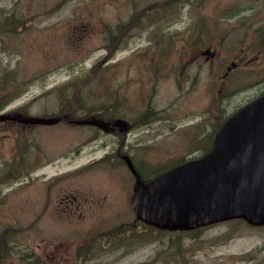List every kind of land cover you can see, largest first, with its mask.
Wrapping results in <instances>:
<instances>
[{
    "label": "rangeland",
    "instance_id": "1",
    "mask_svg": "<svg viewBox=\"0 0 264 264\" xmlns=\"http://www.w3.org/2000/svg\"><path fill=\"white\" fill-rule=\"evenodd\" d=\"M236 1L250 10L221 18L235 8ZM155 3L162 6L143 16L139 13L141 8ZM254 9L258 12L248 14ZM1 12L9 14L10 21L0 24V39L7 50L11 47L12 53L0 49V79L5 81L7 68H12L17 81L29 79L23 86L25 91L10 105L33 98L25 113L48 116L65 100L55 90L62 82H67L66 94L82 89L81 99L86 107L91 106V111L92 107L111 104L113 98L114 116L131 120L128 141L138 140L137 146H129L132 150L126 152L140 175L147 179L182 157H197L202 152L185 148L198 144L195 131L199 125L188 121L203 118L200 109L212 102L214 122L217 119L215 99L212 101L213 78L205 80L202 75V79L194 80L195 63H188L183 73L179 69L180 61L185 63L192 53L191 48L202 46L211 51V35L216 50L213 58L217 62L231 56L249 60L264 50L258 32L260 25L264 30V0H0ZM151 19L160 21L158 28L144 25L143 20ZM170 20L176 21L171 27L177 31L175 35L182 34L178 30L185 22L195 25L197 35L188 41L183 37H164L163 30ZM12 21L14 25L8 28ZM161 22L167 25L162 27ZM104 23H110L111 32L122 24L119 42L114 39L111 65L97 59L104 51ZM209 27H214L212 33ZM16 30L20 31L18 35ZM183 46L189 50L187 55L183 54ZM161 58L167 60V72L154 69ZM257 61L230 72L235 95L230 94L224 104L233 106L243 96L256 93L252 85L264 79V67ZM201 66L207 72L212 64L206 61ZM69 74L79 75L81 80L65 81ZM86 107L79 110V116L91 114ZM155 116H174L172 126L167 128L161 122L145 125ZM214 122H209L208 127ZM9 129H0V229L11 224L22 227V231L13 237L15 248L19 249L8 254L2 264H23L22 250L32 249L40 258L39 247L79 236L72 225L76 218L60 215L42 221L35 217L39 211L48 210L45 202L54 199L57 185L74 177L78 184L92 186L96 194L105 195L109 207L118 205V213L112 217L85 219L79 224V228L87 230H107L118 224L120 247L114 253L113 264H248L264 254V226L252 227L239 220L209 225L193 233L176 231L180 235L159 233L144 226L142 240L122 245V231L127 230L125 226H132L129 221L135 217L129 204L134 180L126 160L116 157L115 152L116 163L98 162L89 168L71 169L77 162L67 158L70 162L64 165L63 158L77 137L87 138L91 133L105 137L106 131L102 133L92 124L65 120L37 123L28 127L32 139L27 143L20 138L18 127L16 134L13 125ZM189 134L194 136L189 138ZM121 138V133H115L116 148ZM7 173L11 175L5 178ZM57 173V181H53ZM20 205L28 212L19 214L24 211ZM90 224L92 228L88 229ZM225 232L227 239L219 237Z\"/></svg>",
    "mask_w": 264,
    "mask_h": 264
},
{
    "label": "water",
    "instance_id": "2",
    "mask_svg": "<svg viewBox=\"0 0 264 264\" xmlns=\"http://www.w3.org/2000/svg\"><path fill=\"white\" fill-rule=\"evenodd\" d=\"M228 117L206 153L152 179L142 180L129 157L123 155L136 180L131 206L139 220L168 230H190L233 218L264 224V95ZM59 118L0 114V120L24 123H50ZM75 121L102 127L116 124L124 132L128 128L124 119Z\"/></svg>",
    "mask_w": 264,
    "mask_h": 264
},
{
    "label": "bare ground",
    "instance_id": "3",
    "mask_svg": "<svg viewBox=\"0 0 264 264\" xmlns=\"http://www.w3.org/2000/svg\"><path fill=\"white\" fill-rule=\"evenodd\" d=\"M250 8V7H249ZM9 14L6 15L5 13L0 14V24H7L10 21ZM18 21V19H17ZM14 25V21H12V25L9 26L8 28H12ZM30 27V26H29ZM103 30L105 35V43L102 46L104 51L103 53L97 57V59H100L108 64H112L111 62V56L113 53V32H111V26L110 23H104L103 25ZM19 30H16L15 35H18ZM110 32H111V37H110ZM112 38V39H111ZM0 49L6 52H11V47L7 50L4 47V44H2V41L0 39ZM238 57V56H237ZM96 58H94L95 60ZM262 59V58H261ZM248 62V61H247ZM249 66V65H248ZM247 66V67H248ZM3 71V70H2ZM6 74V79L5 81H2L0 79V88L4 87L14 93H18L13 99L10 101L2 102L0 101V114L1 113H8V114H13L16 115L17 112L26 115V116H32L28 115L25 113V110H27V105L33 101V98L28 99L27 101L18 103L16 105H10L16 98L20 96L21 93L25 91V88L23 87L25 83L29 81V79L26 80H19L17 81L14 78V74L12 72V68H7L4 70ZM1 77V74H0ZM69 79L79 82L81 80V76L79 75H68L67 80ZM67 82H62V86L59 87V85L55 88L58 97H65V100L61 101L60 105L56 108L55 112H50L48 116H34V117H44V118H50V117H60L57 121L59 120H65L70 123H76V124H92L95 125L97 128H99L102 133L104 130L106 131L107 136H98L96 133H91L90 136L87 138H82V137H77L72 143H71V149L69 152H66L64 154V159L66 160L67 163L68 161L67 158H74V161L77 162L74 166H71V169H75L78 167H92L94 164L101 162V163H110V162H115L116 157H120L122 159V153L120 152V148H122V138L120 142L117 144V148L115 145V133L117 131L122 134V130L120 126L116 124L109 125L107 127H102L99 124L96 123H79L76 122L75 120H82V119H87V118H93L97 121L100 122H111V121H116L119 122L122 120V117H116L114 116V110L115 108L113 107L114 105V99L112 98L111 104H101L97 107H92L94 111L90 110V107H86V104L82 101L81 99V91L80 92H72L70 94H66L65 92V85ZM264 91V90H263ZM3 97V94L0 95V98ZM154 101V100H153ZM106 105V106H105ZM87 108L86 110L89 111L91 114H86L84 116H79L78 112L82 108ZM114 108V110H113ZM148 110V109H147ZM146 110V111H147ZM77 113V114H76ZM161 116H159L160 118ZM180 117V116H179ZM55 122H50L46 124H54ZM162 122V121H161ZM0 124L2 125L0 129L4 130H11L9 129L10 126L13 125L15 128L14 133L16 134V127L19 129V136L22 138L25 142L30 143V139H32L30 133L28 132V127L32 124H37V123H24L20 122L18 120L14 119H2L0 120ZM168 124V123H167ZM163 127V126H162ZM175 127V126H174ZM13 131V130H12ZM112 131V132H110ZM109 132V133H108ZM115 132V133H114ZM157 132V131H156ZM155 134V133H154ZM157 136V135H156ZM99 139V140H98ZM98 141V142H97ZM114 147L110 148L111 145ZM115 152H116V157H115ZM99 153V154H97ZM116 163V162H115ZM11 175L10 173H7L5 176L8 177ZM58 176H53L52 180L57 181ZM74 178H69L68 180L63 179L60 185H57V191L60 186H76L79 181H77ZM50 183V182H49ZM83 185V184H81ZM88 188L96 194L95 191H93L92 186L87 185ZM49 191L47 190V194ZM61 193L56 192L54 195L53 200H49L45 202V206L48 208V210L41 212L39 211L38 213L35 214L36 218L41 219L42 221H47L48 219H55L61 214V212H54L50 211L51 205L55 202V200L60 196ZM98 196L102 197L105 195H99ZM17 198H15L16 200ZM21 206V205H20ZM24 211L22 213H19L23 215L24 213H27L28 210L24 207ZM109 208L111 211L106 210L105 208ZM57 210H61V207L56 208ZM84 208H81L77 206L74 203H71L68 207L66 212L72 215L79 214L83 211ZM86 211H95V208L93 206H87L85 207ZM99 211H101L96 217L94 218H76V220L73 222V229L75 230L76 233L79 234L77 238H74L71 241L68 242H61V241H56L54 243H67L71 244L73 247L76 248L73 260L69 258L67 261H63L61 264H113V256L115 252L119 251L120 247V241H119V229H118V224L110 227L107 230H100V229H93V230H87V229H82L79 228V224L85 220V219H95V218H109L112 217L115 213H118V205L117 207H109L108 205L104 206L103 208H98ZM70 217V216H69ZM48 218V219H47ZM119 223V222H118ZM35 225V224H34ZM5 225L0 229V231L4 230ZM17 226H14L10 229H15ZM92 228V224L88 225V229ZM22 231V227H19V230H6V235L3 237L7 242L4 243L3 245L0 246V264L3 263L6 257H8V254H10L13 250H18L19 248H15V239L13 237L17 236L19 232ZM32 248V247H31ZM91 249V254L92 256H87V253ZM60 252V251H59ZM57 254L52 252L51 256H46L45 255V262L44 258L40 256V258H37L36 254L32 249L28 250H22L21 251V256L20 258L21 262L23 264H55V261L58 259L66 260L67 256L64 253H59ZM39 254H42L41 247H39ZM120 254V253H119Z\"/></svg>",
    "mask_w": 264,
    "mask_h": 264
},
{
    "label": "flooded vegetation",
    "instance_id": "4",
    "mask_svg": "<svg viewBox=\"0 0 264 264\" xmlns=\"http://www.w3.org/2000/svg\"><path fill=\"white\" fill-rule=\"evenodd\" d=\"M248 10H250V8L244 9L242 5L236 1L235 8H230L224 13V15H221L220 17L224 18L228 16H233L236 14L243 15ZM255 12H258V10L254 9L251 13H248V14H252ZM159 22L160 21L158 19L143 20L144 25L152 26L155 29L158 28ZM175 22L176 21H173V20L169 21L168 27L164 30L166 32L164 33L165 36L171 37L173 39L175 37L176 38L183 37L187 39L188 41L189 37L191 39L197 35L196 34L197 29L195 28V25H192V23L188 24L186 22L182 24V28L178 30L182 34L175 35L174 33L177 31L171 28L174 26V24H176ZM161 23H163L162 26L167 25V23H164V22H161ZM212 29H214V27L213 28L210 27L209 32H211ZM258 32H259L260 42L264 43V32H262L261 30V25H260V28L258 29ZM211 38L212 36L210 35V43H212V46H213L211 47V51L208 48L207 49L202 48V46H199L197 48H194V47L191 48L193 50L192 53L188 55L185 63L180 61L181 67L179 69L181 73H183L188 63L189 64L190 62L195 63L197 64V66L194 68V72L192 75L194 80L202 79V75H203V79L205 80L213 78V82H214L213 93L214 94H212V101L213 99H215L217 128H218L222 124V122L228 118V114L230 112L232 113L233 111L238 109L243 103L252 99V97H254L255 95L264 93L263 91L264 90V79H263V81H260L258 84L252 85V88H254L252 91H255L256 93L251 92L243 96L240 102H238L237 104H234L233 106L229 104L228 105L224 104V101H228V99H230V97H228L230 94L235 95L234 89L236 87L235 85L231 84V81L229 79L230 72H232L233 70H238V67L241 65V63L249 64L250 62H253L254 60L256 61L257 59H258L257 61L258 65L264 67V50L261 49V51H258L254 55L255 56L254 58H251L252 56H250L249 60L245 58L243 60L234 59L231 57L230 59L223 58L217 62L213 58L214 55H216V50H215L214 42L211 41ZM182 51L184 55L185 54L187 55L189 50L187 47L183 46ZM162 53L163 52H157V54H162ZM206 61H210L212 66L208 68L207 72H203V70L205 69H202L201 65L205 63ZM167 65H168L167 60L165 61L163 58H161L160 60L157 61L156 67L154 69H157V71L167 72L166 70ZM243 67H247V66H243ZM212 106H213V103L211 102L206 107L200 109V112L203 113L204 117L201 118L200 120H194L192 123H190V124H193L194 122L198 123L199 126L197 127L195 134H196V138L199 140H198V144L192 145L191 147L186 146L185 148H189L191 151L202 149V145L204 144V141L206 140L208 133L216 128V125H212V127L210 126L208 127V123L209 122L213 123L214 122L213 119L215 118L214 116L215 109L211 108ZM210 108H211V112H209ZM173 120H174V116H171L169 118L165 117L162 119L156 116L154 117L155 123L159 124L162 121L161 123H164L167 128L172 126ZM130 126L132 129V124ZM131 129L129 130V133L131 132ZM216 130H214L213 133ZM193 136L189 134V138H192ZM210 144L212 145V139L210 140ZM132 146H137V142L131 145V147ZM120 152L122 153V148H120ZM57 192L61 194L55 200V202L51 205L50 211L61 212V214L70 216L72 218H94L101 212L98 210V208H103L104 206L109 205V202L105 200V196L100 197L98 196V194H94L88 188L87 185L77 184L74 187L70 185L60 186ZM71 203H74L77 206L84 208L83 211L76 215L67 213L66 212L67 207ZM87 206H93L95 208V211H86L85 207ZM58 207L59 208L61 207V210H57L56 208ZM91 249L92 248H90L89 252L87 253V256H92ZM41 250H42V257L44 258V262H45V255H44L45 253H46V256H51L52 252L55 254H57V252L59 251H60L59 253L61 252L64 253L67 256L66 260L58 259L55 261V264H61L63 261H67L69 258L71 259V261L73 260L76 248L73 247L71 244H67V243H51V244L45 245Z\"/></svg>",
    "mask_w": 264,
    "mask_h": 264
},
{
    "label": "trees",
    "instance_id": "5",
    "mask_svg": "<svg viewBox=\"0 0 264 264\" xmlns=\"http://www.w3.org/2000/svg\"><path fill=\"white\" fill-rule=\"evenodd\" d=\"M121 25H122V24H118V25H117V28H116V30H115V32H113V52H114V49H115V47H114V43H115V42H114V39L117 40V41L119 42V40H120V36H122V26H121ZM1 94H3V97L0 98V101L2 100V102L4 101V102L7 103V102L10 101L11 99H13L18 93H14V92H12V91H10V90L4 88V87H1V88H0V95H1ZM4 102H3V103H4ZM116 117H118V116H116ZM117 133H119V132L117 131ZM119 159H120V158H119ZM120 160H121V159H120ZM12 227H13V225H11V224H6L5 227H4V230L0 231V246L7 242L5 239H3V237L6 235V230H8V229L11 230V231H14V230H16V229L19 230V227L15 228V229H10V228H12ZM206 227H208V226H206ZM206 227H203V228H206ZM146 228H147L148 230L156 231V232H159V233L163 232V230L157 229V228H155V227H153V226H150V225H146ZM121 229H122V228H121ZM201 229H202V228H198V227H197V229L191 230L190 232L193 233V232H195V231H199V230H201ZM143 230H144V229H141V230L139 231V233L142 234ZM148 234H150V233L147 231V233H146L145 236H148ZM176 234L180 235V232H176ZM123 235H124L125 237H128L130 234H129V233H123V232H122V237H123ZM151 236H152V237H155L154 235H151ZM219 237H224V239H227L226 232L223 233V234H221ZM121 241H122V240H121ZM212 241H214V240H212ZM258 253H259V252H258ZM258 253H257L256 255H258ZM184 263H185V262H184ZM248 264H264V254H263V255H259L258 258H256L255 261H252V262H250V263H248Z\"/></svg>",
    "mask_w": 264,
    "mask_h": 264
}]
</instances>
